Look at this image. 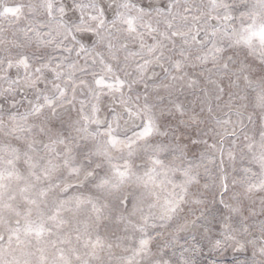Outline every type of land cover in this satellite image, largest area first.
Segmentation results:
<instances>
[{"label":"snow or ice","instance_id":"1","mask_svg":"<svg viewBox=\"0 0 264 264\" xmlns=\"http://www.w3.org/2000/svg\"><path fill=\"white\" fill-rule=\"evenodd\" d=\"M0 264H264V0H0Z\"/></svg>","mask_w":264,"mask_h":264}]
</instances>
